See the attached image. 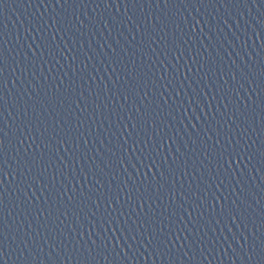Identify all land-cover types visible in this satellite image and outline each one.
<instances>
[{"label": "water", "instance_id": "water-1", "mask_svg": "<svg viewBox=\"0 0 264 264\" xmlns=\"http://www.w3.org/2000/svg\"><path fill=\"white\" fill-rule=\"evenodd\" d=\"M0 264H264V0H0Z\"/></svg>", "mask_w": 264, "mask_h": 264}]
</instances>
